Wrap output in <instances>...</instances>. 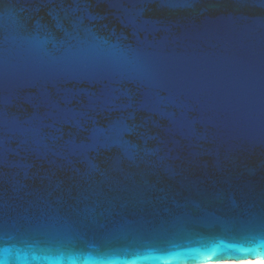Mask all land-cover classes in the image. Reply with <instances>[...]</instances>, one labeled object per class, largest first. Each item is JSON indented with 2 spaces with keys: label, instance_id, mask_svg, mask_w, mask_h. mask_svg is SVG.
I'll return each mask as SVG.
<instances>
[{
  "label": "water",
  "instance_id": "water-1",
  "mask_svg": "<svg viewBox=\"0 0 264 264\" xmlns=\"http://www.w3.org/2000/svg\"><path fill=\"white\" fill-rule=\"evenodd\" d=\"M264 260V0H0V264Z\"/></svg>",
  "mask_w": 264,
  "mask_h": 264
},
{
  "label": "bare ground",
  "instance_id": "bare-ground-1",
  "mask_svg": "<svg viewBox=\"0 0 264 264\" xmlns=\"http://www.w3.org/2000/svg\"><path fill=\"white\" fill-rule=\"evenodd\" d=\"M200 264H264V260L248 259V260H238V261L207 262V263H200Z\"/></svg>",
  "mask_w": 264,
  "mask_h": 264
}]
</instances>
